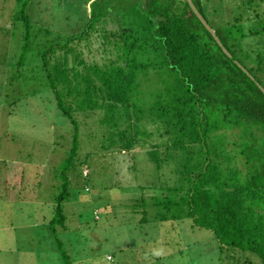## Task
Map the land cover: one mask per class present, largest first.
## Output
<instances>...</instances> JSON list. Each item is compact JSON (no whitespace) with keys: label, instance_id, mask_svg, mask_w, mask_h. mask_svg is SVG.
Instances as JSON below:
<instances>
[{"label":"trees","instance_id":"1","mask_svg":"<svg viewBox=\"0 0 264 264\" xmlns=\"http://www.w3.org/2000/svg\"><path fill=\"white\" fill-rule=\"evenodd\" d=\"M15 1L9 19L24 41L16 65L38 69L34 79L48 88L56 117L74 126L69 166L82 124L101 114L99 130L107 126L121 151L143 149L160 177L169 168V179L141 187L147 196L134 207L144 218L150 208L160 221L190 218L211 230L222 263L255 264L245 257L253 253L264 264V24L257 26L255 0L242 1L248 13L212 26L231 56L186 0H70L80 7L66 18L82 27L67 23L61 31L38 26L30 0ZM192 1L209 23L210 0ZM95 44L105 53L101 63L85 56ZM66 170L54 194L53 230L73 197Z\"/></svg>","mask_w":264,"mask_h":264},{"label":"rangeland","instance_id":"2","mask_svg":"<svg viewBox=\"0 0 264 264\" xmlns=\"http://www.w3.org/2000/svg\"><path fill=\"white\" fill-rule=\"evenodd\" d=\"M242 1L210 0L204 12L210 25L218 28L231 15L248 13L251 5ZM30 2L38 26L82 27L74 16L66 18L80 7L78 1ZM17 7L15 0H0V264H225L211 230L194 226L190 218L157 220L151 208L144 218L142 208L134 207L141 194L147 196L141 187L169 179V168L160 177L143 149L121 151L107 126V132L99 130L101 114L82 124L69 166L74 126L56 117L48 88L34 79L38 69L16 65L24 41L9 18ZM254 8L261 27L264 1L255 0ZM259 38L263 45L264 36ZM95 46L86 59L101 63L105 53ZM144 93L150 101L151 91ZM116 120L124 128L123 117ZM64 168L73 197L64 204V226L54 231V194ZM245 257L262 264L256 254Z\"/></svg>","mask_w":264,"mask_h":264},{"label":"water","instance_id":"3","mask_svg":"<svg viewBox=\"0 0 264 264\" xmlns=\"http://www.w3.org/2000/svg\"><path fill=\"white\" fill-rule=\"evenodd\" d=\"M188 2V4L190 5L191 9L193 10V12L196 14V16L198 17V19L202 22V24L207 28V30L212 34V36L215 38L216 42L221 46L222 50L228 55L231 56V54L229 53V51L223 46V44L221 43L219 37L217 36V34L215 33V30L213 29V27L207 22V20L203 17V15L199 12V10L197 9V7L195 6V4L193 3L192 0H186ZM240 65V64H239ZM241 68L243 70H245L243 68L242 65H240ZM246 71V70H245ZM260 89L264 92V88L259 85Z\"/></svg>","mask_w":264,"mask_h":264}]
</instances>
